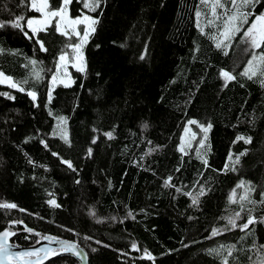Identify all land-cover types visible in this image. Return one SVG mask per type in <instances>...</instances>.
Instances as JSON below:
<instances>
[{"label": "trees", "instance_id": "16d2710c", "mask_svg": "<svg viewBox=\"0 0 264 264\" xmlns=\"http://www.w3.org/2000/svg\"><path fill=\"white\" fill-rule=\"evenodd\" d=\"M209 5L100 0L89 11L72 0V17L86 14L98 23L82 48L85 71L71 69L72 83L55 86L50 102L48 78L68 41L49 28L39 34L45 52L19 29L0 28V71L28 81L24 92L0 85L7 93L0 95V204L17 205L0 207V231L15 233L9 244L28 248L42 236L55 237L83 249L88 264H223L227 252L209 250L235 244L228 264H264V77L239 75L249 59L242 33L230 49L215 47L211 37H219L220 22L208 24ZM244 11L252 13L250 24L264 13V0ZM18 15L38 16L20 0H0V22ZM29 60L38 62L35 69ZM220 69L236 76L227 87ZM189 120L212 125L201 152L196 144L180 150ZM237 136L251 137V143ZM241 152L246 154L236 163ZM168 177L172 186H165ZM201 186L204 194L193 205ZM234 189L236 203L229 199ZM241 195L248 199L240 201ZM237 212L243 218L238 224L249 215L257 222L247 232L237 228L212 237L211 230L230 227L225 218ZM46 264L78 263L61 256Z\"/></svg>", "mask_w": 264, "mask_h": 264}, {"label": "snow or ice", "instance_id": "6c2138e0", "mask_svg": "<svg viewBox=\"0 0 264 264\" xmlns=\"http://www.w3.org/2000/svg\"><path fill=\"white\" fill-rule=\"evenodd\" d=\"M21 4L28 9V11H33L35 13H39V17H28L25 15L15 16L14 19L7 22H0V28H4L6 26H10L15 29H19L24 32V35L28 39L35 38V42L39 45V49L41 51H47L45 47L44 41L39 39V34L41 32L47 33L49 28L54 27L55 33L57 35L63 36L68 43H66L65 48L61 50V53L57 57V63L53 70L51 81L54 83L57 79V75L63 69L65 73L67 72V66L71 65L78 72L85 71V65L83 60L82 48L87 43L89 36L91 33L95 32V25L98 23V20L90 17L86 14H82V17H72L69 13V5H71L72 0H60V4L56 7H53L50 0H20ZM82 4L83 8L88 9L89 11H96L97 7H99L100 0H79ZM201 4L207 5L208 0H200ZM226 3L230 4L231 7H226ZM226 3L223 0H212L211 3V16L212 19L208 20L209 25H215L217 21H219L218 25V33L219 37L213 36L212 39L216 40L215 47L230 49L232 44L231 41L235 38L236 34L242 33V42L248 45L245 49V52L249 54V59L246 61V64L243 70L239 73L240 76H245L249 80L257 77L258 75L264 77V51L257 52L256 50L264 48V13L256 15L254 20L249 24L248 17L252 15V13L248 11H244L246 8H250L255 4L261 3V0H226ZM220 9L218 12L217 10ZM197 17V27H199V18L201 16V11H196L195 13ZM84 25L82 30H78L77 26ZM243 25H248L247 28H243ZM27 28L28 31H24ZM202 31V29H201ZM29 32H31V36H29ZM73 36L77 38V42H72ZM71 50V52L68 51ZM3 49H0L2 52ZM229 51H224V55H228ZM144 57H141L143 59ZM76 61L80 63L77 64ZM29 64L35 66L38 64L36 60H29ZM33 77L35 79H40V73L33 71ZM219 76L224 81V87H227L228 82L236 79V76L233 75L232 72H229L224 69L219 70ZM27 79L22 82H16L12 79V77L7 76L3 71H0V84H7L8 87L17 89L18 91L24 92L26 89L22 86L27 83ZM264 84V80L261 81ZM68 86V85H65ZM0 95H7V93H0ZM27 95H29L33 101H36L37 94L34 91L28 90ZM11 99L12 97L9 96ZM49 102L51 101V89L48 92ZM61 123L65 121L66 118H59ZM189 125L196 124L205 134L211 129V123H208L207 126L204 124H200L196 120H189L187 122ZM145 128L148 126L147 124L143 125ZM188 127H185V132H188ZM55 134V130H54ZM109 139H112V133L107 132L104 133ZM193 137H195L196 133H192ZM206 135L204 139H206ZM61 139H64L66 143L70 144L66 135H61ZM204 139L199 141L200 145H203ZM237 141L244 140L245 143H251L252 138L248 137L245 139L244 136H237ZM93 143L96 141L93 140ZM45 147L47 145L45 144ZM183 151V148L180 149ZM89 155L92 153V149H88ZM245 152H241L236 157V163L239 162L240 157L245 155ZM54 156H58V153H53ZM232 159L231 154L229 155V160ZM61 162L66 164L68 168H73V165L70 161L61 159ZM205 165H207V160L203 161ZM227 168V165L225 166ZM178 170V169H177ZM235 169L233 168V171ZM172 177H168L165 180V186L170 185ZM79 183V181H77ZM244 186V182L241 181L240 184L237 185V188H242ZM174 187V186H173ZM176 191H180L179 188H176ZM204 194V189L201 186L200 192L197 196L192 197V204H198V197ZM186 195H190L191 193H187ZM262 200L264 203V193H261ZM230 202L236 203L235 199V189L233 190V195L229 197ZM248 197L246 195H241L239 197L240 201L247 200ZM250 203H255L254 201H249ZM48 203L54 207H59L55 200H49ZM0 207L5 209H16L17 205L14 203H3L0 204ZM243 210V208L241 209ZM23 211V210H21ZM129 215H132L129 213ZM227 220V225L230 227H225L224 229H216L213 228L211 230L212 237L216 235L223 234L224 231H231L235 229H239L241 232H247L249 230V226L255 224L257 222V218L249 215L247 220L238 224L237 221L243 219L240 212L235 213L234 216L225 218ZM261 223H264V218H261ZM12 223H17L13 221ZM22 223V222H20ZM26 231L32 233L33 230L30 228H26ZM37 236H40L39 233H35ZM10 235H15L13 232H9L8 230L0 231V261L4 258L12 257H26V256H36L37 262L42 259L39 257V253H44V256L47 257L48 253H55L57 255L61 254V252H72L73 254L80 255V253L76 250L77 246L74 244H70L69 242L58 240L55 237L51 236H42L41 239L48 240L49 242L57 243L60 247L59 249H52L48 247L33 249L30 252H12L10 251V245L8 244V237ZM211 238V237H209ZM86 239H91L90 237H86ZM243 239V238H241ZM39 243V241H37ZM96 243H101L97 241ZM132 249L139 251L137 245L135 243L132 244ZM236 249V245H221L217 249H211L210 252H214L216 255H223L226 251L227 256L224 257L223 264H228L227 257H231L233 255V251ZM261 249L264 250V245L261 246ZM93 252L97 251V249L93 248ZM251 251V249H249ZM144 256L149 260L154 259L151 254L145 250ZM251 259V257H249ZM37 262L29 261L28 264H37Z\"/></svg>", "mask_w": 264, "mask_h": 264}, {"label": "water", "instance_id": "95a60500", "mask_svg": "<svg viewBox=\"0 0 264 264\" xmlns=\"http://www.w3.org/2000/svg\"><path fill=\"white\" fill-rule=\"evenodd\" d=\"M69 243L72 244V242H69ZM9 245H10V251L12 252H30L33 249L44 248V247H48L52 249H59L60 247L57 243L49 242L48 240H45V239L41 240L39 243L35 244L34 246L28 247V248L20 249L19 247L13 246L11 244ZM76 250L80 253V255L73 254L72 252H61V254L59 255L55 253H48L47 257H45L44 253H39L38 255L42 259H40L38 262H37L36 256H26V257H19V258H12V257L4 258L2 261H0V264H28L29 261L37 262V264H46L47 261L49 262V260L54 259L56 257H61V256L72 258L78 264H88V259H87L88 256L86 252L80 247H77Z\"/></svg>", "mask_w": 264, "mask_h": 264}, {"label": "rangeland", "instance_id": "374dc122", "mask_svg": "<svg viewBox=\"0 0 264 264\" xmlns=\"http://www.w3.org/2000/svg\"><path fill=\"white\" fill-rule=\"evenodd\" d=\"M211 3H212V0H210V5H209L210 7H211ZM37 15H38L37 17H39L40 14L37 13ZM83 27H84V25H80V26H77V29L82 30ZM82 54H83V52H82ZM83 60H84V57H83ZM76 63L79 64L80 62L76 61ZM84 64H85V62H84ZM71 69L76 71V69L74 67H72L71 65L67 66V72L66 73L62 69L61 72L57 75V79L54 83L51 81V76H52V72H51L50 77L48 78L49 79V90L51 89V91H52L53 88L57 85H62V86L68 85L69 86L72 83V79L70 78L71 77V75H70ZM81 73H83V72H81ZM0 85L8 87L7 84H0ZM11 89H13V88H11ZM191 125L195 126L196 129L190 125L187 126L189 131L188 132L184 131L182 137L180 138L181 139L180 149L183 148V151H181V152H185L186 150H189L195 144H196V147H195L196 150L195 151L201 152V150L205 148L206 139H204V137H205V135L207 137V133L205 134L204 132H202L201 129L198 127V125H196V124H191ZM192 133H196L195 137H193ZM202 139H204V143H203V145H200L199 141Z\"/></svg>", "mask_w": 264, "mask_h": 264}]
</instances>
